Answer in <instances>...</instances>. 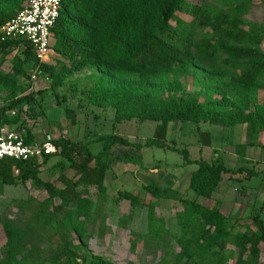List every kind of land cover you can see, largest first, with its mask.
Masks as SVG:
<instances>
[{
  "label": "rangeland",
  "instance_id": "obj_1",
  "mask_svg": "<svg viewBox=\"0 0 264 264\" xmlns=\"http://www.w3.org/2000/svg\"><path fill=\"white\" fill-rule=\"evenodd\" d=\"M186 1L188 7L200 8L207 16L234 13L242 7L239 29L259 35L264 51V0ZM177 15L181 22L173 20L172 27L185 28L190 40L184 58H177L168 67L118 66L110 74L126 79L129 88L134 84L136 90L144 88L166 102L194 96L221 110L254 113L263 109L264 76L241 86L235 79L250 68L248 62L229 61L220 50L199 53L195 43L210 37L212 28L197 24L191 13ZM22 49L0 52V109L15 97L39 92L27 117L36 140L67 136L89 143L93 153H98L103 146L100 138L110 133L126 136L131 142L144 143L153 137L157 121L133 118L119 122L114 108L90 101L95 86L106 84L110 75L105 78L104 70L89 65L74 70L70 46L66 51L58 48L53 37L48 67L36 80L31 79L35 68L32 60L20 73L15 72V55L24 57ZM137 80L140 82L135 83ZM60 81L62 86L54 91L52 87ZM198 126L210 131V146L201 142ZM248 138L245 123L214 126L194 120L173 122L167 142L187 149L193 160L189 164L176 150L113 145L116 154L128 150L139 153L141 163L114 162L105 172L103 188L77 183L74 189L82 199L75 205L67 204L59 192L65 188L64 176L74 182L80 176L72 161L60 155L39 168L37 179L0 182V264H65V247L88 259L101 256L113 264H264V241L259 243L261 252L255 259L250 245H242L257 231L254 215L261 212L264 219V209L260 210L264 203V127L258 144L248 145L242 161L237 145L248 143ZM200 160L222 162L234 169L244 166L259 173L253 177L247 171L224 173L218 189L206 198L189 187ZM187 199L198 200L210 211H221L228 220L206 219L184 203ZM218 226L224 230L218 231Z\"/></svg>",
  "mask_w": 264,
  "mask_h": 264
},
{
  "label": "trees",
  "instance_id": "obj_2",
  "mask_svg": "<svg viewBox=\"0 0 264 264\" xmlns=\"http://www.w3.org/2000/svg\"><path fill=\"white\" fill-rule=\"evenodd\" d=\"M21 1L12 3V0H0V27L22 9ZM16 7L19 8L15 10ZM243 10L239 7L234 13L225 11L217 16H207L201 13L200 8L188 7L186 0H62L59 16L51 28L52 40L55 37L57 47L65 51L68 46L71 47L70 56L74 59V70L89 65L95 66L98 71L104 70L105 78L110 75L106 84L102 82L95 86L96 92L90 101L99 107L114 108L116 121L140 118L144 121H157L158 124L153 137L144 143L131 142L126 136L117 133L102 136L100 142L103 146L98 153H93L87 142L74 141L63 136L53 139L59 147L58 153L45 154L41 158L29 161L0 158V182L11 184L18 180L37 179L39 168L48 160L60 155L72 161V167L80 176L77 182L64 176L65 188L59 192L67 204L75 205L82 199L80 192L74 189L77 183L96 184L103 188L105 172L114 162L141 163L139 153L128 150L116 154L112 149L113 145L121 144L140 149L145 146L172 149L183 153L186 164L192 163L187 149H180L167 142L169 125L176 121L194 120L198 123L209 122L212 125L245 123L249 142L237 145V153L243 161L248 145L258 144L257 137L264 127V107L254 113H239L234 109L221 110L216 106L201 103L194 96H180L166 102L152 97L149 90L141 87H138L140 90H136L134 84L129 88L126 79L121 81L110 74L112 69L118 66H128L130 69L146 66L168 67L173 65L177 58H184L190 42L189 37L184 31L185 28L184 30L174 28L171 22L178 20L177 12H188L194 15L197 24L211 27L213 30L210 37H204L195 43L198 52L212 54L220 50L227 55L229 61L246 60L250 68L235 81L241 86H248L250 80L264 76V51L259 35L239 29V16ZM15 47H23L24 55V57L15 55L16 73H20L29 60L33 61L34 66L40 64L43 71L48 67L47 62H38L32 46L25 39L12 38L0 41V52H9ZM62 84L60 81L52 89L55 91ZM38 93L32 92L15 97L11 103L0 109V127L26 128L28 141L34 140L35 133L29 127L27 117L30 114L29 109L35 107ZM198 130H201L199 126ZM200 140L203 145L210 146L212 143L210 131L201 130ZM246 171L249 177L259 173L244 166L234 169L222 162L200 160L198 169L191 174L189 187L197 196L211 197L223 181L224 173L241 174ZM122 194L138 198L131 193ZM184 203L191 204L192 208L206 216V219L211 218L220 223L228 220L221 211H210L209 207L203 206L198 200L187 199ZM263 209L264 203L260 207V210ZM253 221L257 231L247 236L242 245L245 248L247 244L250 245L251 256L255 259L261 252L259 243L264 241V219L261 212L254 215ZM217 229L224 230L221 226ZM7 233L13 236L9 231ZM62 252L65 264H113L101 256L88 259L68 247Z\"/></svg>",
  "mask_w": 264,
  "mask_h": 264
},
{
  "label": "built area",
  "instance_id": "obj_3",
  "mask_svg": "<svg viewBox=\"0 0 264 264\" xmlns=\"http://www.w3.org/2000/svg\"><path fill=\"white\" fill-rule=\"evenodd\" d=\"M61 3L62 0H25L22 9L0 27V41L23 38L32 46L39 63L48 62L52 54L51 28L59 16ZM42 72L40 64H36L31 79L36 80ZM27 135L26 128L1 126L0 158L29 161L58 153L53 139L28 141Z\"/></svg>",
  "mask_w": 264,
  "mask_h": 264
},
{
  "label": "crops",
  "instance_id": "obj_4",
  "mask_svg": "<svg viewBox=\"0 0 264 264\" xmlns=\"http://www.w3.org/2000/svg\"><path fill=\"white\" fill-rule=\"evenodd\" d=\"M214 126H217V125H214Z\"/></svg>",
  "mask_w": 264,
  "mask_h": 264
}]
</instances>
